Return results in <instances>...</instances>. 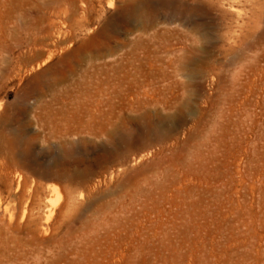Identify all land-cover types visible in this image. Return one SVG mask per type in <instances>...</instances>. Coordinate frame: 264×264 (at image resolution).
Wrapping results in <instances>:
<instances>
[{"label": "rangeland", "instance_id": "1", "mask_svg": "<svg viewBox=\"0 0 264 264\" xmlns=\"http://www.w3.org/2000/svg\"><path fill=\"white\" fill-rule=\"evenodd\" d=\"M62 1L0 0V264H264V0Z\"/></svg>", "mask_w": 264, "mask_h": 264}, {"label": "bare ground", "instance_id": "2", "mask_svg": "<svg viewBox=\"0 0 264 264\" xmlns=\"http://www.w3.org/2000/svg\"><path fill=\"white\" fill-rule=\"evenodd\" d=\"M64 1V0H63ZM62 1V2H63ZM75 1L76 0H71V4L73 3H75ZM80 2H84V1H86V0H79ZM65 2V1H64ZM70 2V1H69ZM89 2V1H88ZM65 4H68V3H66L65 2ZM87 4V3H86ZM88 5L89 4H87V6L86 7H88ZM73 6V5H72ZM85 6V5H84ZM68 7V6H67ZM74 9H76V8H74ZM73 9V10H74ZM90 9V8H89ZM70 10V9H69ZM67 11V10H66ZM76 11H77V9H76ZM85 11H86V9H85ZM68 13H70V11L68 12ZM73 13H75L74 11H73ZM79 13V12H78ZM130 13V12H129ZM66 15L67 14H65V18H67L69 15H67V17H66ZM76 15V14H75ZM86 15V14H85ZM87 16V15H86ZM57 17V16H56ZM64 17V16H63ZM72 17V16H71ZM80 17H82V16H80ZM79 17V18H80ZM128 17V16H127ZM132 17V16H131ZM73 18V17H72ZM88 18V17H87ZM125 18H126V15H125ZM129 18V17H128ZM76 19V18H75ZM66 20V19H65ZM69 20V19H68ZM66 22V21H65ZM64 24V23H63ZM66 28L69 26V25H64ZM1 29V28H0ZM42 29V28H41ZM46 29V28H45ZM45 29H43V30H45ZM48 30V29H47ZM70 30V29H69ZM46 31V30H45ZM44 31V32H45ZM38 32V31H37ZM42 32V31H41ZM43 32V33H44ZM47 32V31H46ZM65 32H66V30H65ZM67 34V33H66ZM71 34V33H70ZM98 35V34H97ZM100 35V34H99ZM248 35H250V33H248V32H246L245 34H244V37H247ZM4 36V35H3ZM72 36V35H71ZM4 38V37H3ZM36 39V38H35ZM35 39H34V41H35ZM0 40H1V38H0ZM33 40V39H32ZM39 40L40 39H38L37 41L39 42ZM30 41H31V39H30ZM0 42H2V41H0ZM41 42V41H40ZM43 42V41H42ZM93 42V41H92ZM19 43V42H18ZM94 43V42H93ZM100 43V42H99ZM31 44V43H30ZM33 44V43H32ZM41 44V43H40ZM92 44V43H91ZM98 44V43H97ZM38 45H39V43H38ZM82 45V44H81ZM84 45V44H83ZM86 45V44H85ZM95 45V44H94ZM108 45H109V43H108ZM35 48H36V46L35 45H33ZM42 46V45H41ZM44 46V45H43ZM254 46V45H253ZM258 46V45H257ZM81 47V46H80ZM88 47V46H87ZM110 47V46H109ZM82 48V47H81ZM37 49H38V47H37ZM36 49V50H37ZM83 49H85V47H83ZM249 49V48H248ZM247 49V50H248ZM99 50V49H98ZM97 50V51H98ZM109 50V49H108ZM76 51V50H75ZM78 51V50H77ZM81 51V50H80ZM79 51V52H80ZM89 51V50H88ZM93 51H95V50H93ZM96 51V52H97ZM106 51H107V49H106ZM110 51V50H109ZM108 51V52H109ZM257 51V50H256ZM32 52V51H31ZM50 52V51H49ZM53 52V51H52ZM90 52V51H89ZM99 52V51H98ZM73 53H75V52H73ZM88 53V52H87ZM254 53V52H253ZM28 54V53H27ZM49 54V53H48ZM77 54V53H76ZM111 54V53H110ZM53 55V54H52ZM72 55V54H71ZM81 55H82V53H81ZM88 55V54H87ZM95 55V54H94ZM99 56H100V54H98ZM28 56H30V55H28ZM28 56H27V58H28ZM74 56V55H73ZM48 57H50V55L49 56H47V58ZM83 57H85V56H83ZM82 57V58H83ZM101 57V56H100ZM30 58V57H29ZM66 58V57H65ZM82 58H76L75 60H71V61H67L66 62V65H65V69H61L62 71L60 72V75L58 76V78L56 77V78H54V79H52V81H51V83H50V85L51 86H54V85H58V84H63V83H67V82H69V80H70V78H72V76H74V74H75V77L76 76H78V75H76V71H77V68L78 67H84L85 65H86V63H88L87 61H85V60H83ZM87 58V57H86ZM96 58H97V56H96ZM99 58V57H98ZM255 60H257L258 58H257V56H255V58H254ZM45 60H47L46 58H45ZM88 60V59H87ZM99 60V59H98ZM90 61V60H89ZM60 62H61V60H60ZM58 63V62H57ZM239 63H240V61H239ZM58 64H61V63H58ZM181 64V63H180ZM88 65V64H87ZM86 65V66H87ZM93 65V64H92ZM178 65V64H177ZM181 65H183V64H181ZM241 65V64H240ZM59 66V65H58ZM57 66V67H58ZM86 66H85V68H86ZM237 66H239V65H237ZM181 67V66H180ZM179 67V68H180ZM241 67H242V65H241ZM54 68V67H53ZM85 68H84V70H85ZM255 68V66H251V69L253 70ZM57 69V68H56ZM81 70V72H83V70H82V68H80ZM88 69V68H87ZM85 70L84 72H86V71H88V70ZM55 70V69H54ZM60 70V69H59ZM235 70V69H234ZM56 71V70H55ZM238 71V70H237ZM255 71H257V68H255ZM84 72H83V74H84ZM57 73V72H56ZM87 73H89V72H87ZM238 73V72H237ZM78 74V73H77ZM80 74V73H79ZM55 75V74H54ZM86 75H88V74H86ZM85 75V76H86ZM80 76H81V74H80ZM84 76V77H85ZM89 76H91V75H89ZM93 76V75H92ZM91 76V77H92ZM51 77V76H50ZM53 77H55V76H53ZM73 78V79H76V78ZM87 77V76H86ZM82 78V77H81ZM87 79V78H86ZM82 80V79H81ZM78 81V80H77ZM85 81V80H84ZM83 82V81H82ZM46 83V82H45ZM78 83H80L79 81H78ZM89 83H90V80H89ZM88 84V83H87ZM85 85V84H84ZM90 85V84H89ZM88 85V86H89ZM59 86V85H58ZM65 86V85H64ZM73 86H74V84H73ZM82 86V85H81ZM80 86V87H81ZM46 87V86H45ZM60 87V86H59ZM75 87H76V85H75ZM83 87V86H82ZM81 87V88H82ZM89 88V87H88ZM51 91H52V89H51ZM55 92H56V89H55ZM95 93V92H94ZM97 93V92H96ZM114 94H115V97H117L118 96V94H116V92H114ZM55 97H56V95H54ZM85 96H87V95H85ZM67 97V96H66ZM71 97V96H70ZM80 97V96H79ZM82 97V96H81ZM67 98H69V95H68V97ZM83 98V97H82ZM90 98V97H89ZM113 98V97H112ZM55 99V98H54ZM56 99H58L57 97H56ZM55 99V100H56ZM76 99V98H75ZM85 100V99H84ZM87 100H89V99H87ZM75 101H77V100H74V102ZM86 101V100H85ZM57 102V101H56ZM84 102V101H83ZM77 103V102H76ZM81 103V102H80ZM86 103V102H85ZM88 103V102H87ZM79 103H77V105H78ZM71 105V104H70ZM74 105V104H73ZM84 106H85V104H84ZM73 107V106H72ZM92 107V108H91ZM75 108V107H74ZM73 108V110H72V108L70 107V108H68V110L70 111V112H68L67 113V115H65V117H64V120H65V122H66V128H65V130H64V132H65V134L66 135H68V136H70V135H73V134H80V133H82V132H86L88 135H91L92 137H101V136H103V137H105V139L107 138V139H113V137H115V134L117 135V130H121V128H119L118 129V127H116L117 125H116V123L115 122H112V119L114 118V115H113V109H112V106H110L109 107V104H108V108H107V110H102V108L99 106V102H97L96 104H95V107H93V106H91V104L89 105V107H80L79 106V108H76V109H74ZM72 110V111H71ZM59 114V113H58ZM116 116V115H115ZM120 117V116H119ZM118 117V118H119ZM60 118V117H59ZM117 118V117H116ZM115 118V119H116ZM57 119V118H56ZM62 120V119H61ZM119 120V119H118ZM117 120V121H118ZM116 121V120H115ZM125 121V120H124ZM55 122V121H54ZM64 122V121H63ZM64 122V123H65ZM119 122H123V121H119ZM124 123V122H123ZM120 124V123H119ZM126 125V124H125ZM59 128V127H58ZM61 128V127H60ZM57 132V131H56ZM58 132H60V130L58 131ZM120 132V131H119ZM62 133H63V131H62ZM64 134V135H65ZM65 135V136H66ZM120 135V134H119ZM5 139V138H4ZM12 139V138H11ZM14 139V138H13ZM99 139V138H98ZM7 140V139H6ZM114 140V139H113ZM13 141V140H12ZM112 141V140H111ZM4 142V141H3ZM124 142V141H123ZM125 143H126V141H125ZM124 143V144H125ZM11 147H13V145L11 146ZM6 148H8V147H6ZM5 148V149H6ZM14 148V147H13ZM7 150V149H6ZM15 150V149H14ZM123 150H124V147H123ZM8 151V150H7ZM10 151V150H9ZM17 151V150H16ZM15 151V152H16ZM122 151V150H121ZM125 151H127L126 149H125ZM16 153H18V152H16ZM66 154V153H65ZM9 155V154H8ZM12 155V154H11ZM67 155H69V154H67ZM13 156V155H12ZM14 159V158H13ZM13 163V162H12ZM97 165H99V164H97ZM10 166V165H9ZM90 166V165H89ZM92 166V165H91ZM99 167V166H98ZM92 168V167H91ZM87 173L82 177V175H80L82 178H84V180H86V179H90V176L92 175V173H90V171H86ZM92 172V171H91ZM78 177V176H77ZM80 177V178H81ZM51 179V178H50ZM79 179V178H78ZM16 185H18V184H16ZM18 188V187H17ZM48 218V217H47ZM263 221V220H262ZM204 229H205V225H203V224H200V223H197V224H192L191 226L189 225V226H187L186 228H184V230L186 231V234H184L183 235V237H181V239H182V242H186L187 241V236H188V232H192V233H195V234H197V233H200V231H204ZM195 246V245H194Z\"/></svg>", "mask_w": 264, "mask_h": 264}]
</instances>
